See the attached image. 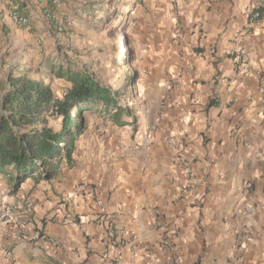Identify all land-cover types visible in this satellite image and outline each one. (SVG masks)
<instances>
[{
  "label": "crops",
  "instance_id": "1",
  "mask_svg": "<svg viewBox=\"0 0 264 264\" xmlns=\"http://www.w3.org/2000/svg\"><path fill=\"white\" fill-rule=\"evenodd\" d=\"M256 1L178 0L187 39L147 54L137 106L112 116L103 137L94 133L78 145L74 175L31 177L14 190V174L0 171V216L10 203L35 202L25 229L0 221V264H102L107 245L115 264H264V8L250 23ZM34 4L31 15L47 11L44 2ZM0 13L18 32L6 0ZM186 63L191 76L170 88ZM186 164L200 182L198 200L176 202L171 181ZM94 182L116 229L132 241L116 243L87 194L64 202ZM174 223L178 262L158 246ZM244 228L251 238L240 249ZM7 239L14 240L15 262L2 247ZM144 244L153 245V256Z\"/></svg>",
  "mask_w": 264,
  "mask_h": 264
},
{
  "label": "rangeland",
  "instance_id": "2",
  "mask_svg": "<svg viewBox=\"0 0 264 264\" xmlns=\"http://www.w3.org/2000/svg\"><path fill=\"white\" fill-rule=\"evenodd\" d=\"M29 2L36 9V0ZM177 2L60 0L51 16L28 12L31 24L19 27L18 32L0 13V97L10 75H25L49 84L61 96L70 83L56 76L53 68L68 64L73 68L90 66L104 85L122 90L116 96L117 106L111 111L86 112L87 127L76 140L74 163L70 166L64 162L59 170L63 176L76 173L80 143L94 133L103 137L117 108L125 111L137 106V97L142 92L141 78L147 74L144 73L147 54L158 52L160 45L169 46L175 25L181 22ZM108 10L107 20L98 21ZM22 38V45L16 47L15 43ZM50 125L58 129L61 120L51 119Z\"/></svg>",
  "mask_w": 264,
  "mask_h": 264
},
{
  "label": "trees",
  "instance_id": "3",
  "mask_svg": "<svg viewBox=\"0 0 264 264\" xmlns=\"http://www.w3.org/2000/svg\"><path fill=\"white\" fill-rule=\"evenodd\" d=\"M54 10L47 8L44 13L51 16ZM109 12L98 21L105 22ZM53 73L70 83L61 96L49 84L25 75H10L3 87L0 171L14 174V190L31 177L52 179L64 162L72 166L76 140L87 127L86 112L111 111L117 106L116 96L122 92L104 85L90 66L60 65L53 68ZM209 104L213 105L214 100ZM120 111L117 108L113 118H118ZM51 119H60L61 126L57 129L50 125Z\"/></svg>",
  "mask_w": 264,
  "mask_h": 264
},
{
  "label": "built area",
  "instance_id": "4",
  "mask_svg": "<svg viewBox=\"0 0 264 264\" xmlns=\"http://www.w3.org/2000/svg\"><path fill=\"white\" fill-rule=\"evenodd\" d=\"M8 5H10V18L18 27H27L31 24V17L28 14L30 10V0H6ZM44 2V7L47 8H56L60 5V0H40ZM264 8V1L257 0L252 10L249 14L250 23L256 22L262 18ZM61 29V27L59 28ZM172 39L177 44L184 42L187 39L186 27L182 22H178L175 25V28L172 33ZM239 60H241L242 64L247 65L248 56L244 53L239 55ZM194 67L190 63H186L178 74H174L172 77L169 87L173 88L174 84L178 83L184 77H190L192 74ZM261 91L264 93V86L261 88ZM131 102H129V105ZM262 115L264 116V106L261 110ZM113 155V152H112ZM199 180L197 179L196 171L190 164H186L182 170V172L176 175L171 181V189L174 191V201L182 202V201H196L198 200V188H199ZM253 187L251 182H247L245 184V190H250ZM83 194L88 195L91 199L94 200L95 206L98 210V219L105 222L108 226V229L112 232L111 236L115 237V241L117 244H126L128 238L131 239L124 230L120 231L116 229L112 216L106 211L105 204V195L103 190L101 189L99 182H94L91 184L83 183L80 184L76 190L71 191L65 197V203L69 202L74 196ZM18 212V213H16ZM35 214V202L32 198H26L22 203L21 207L17 208L15 204H8L5 207V210L1 213L0 221L7 226L10 223H19V227L21 229H25V224L34 217ZM251 238L250 231L247 228L242 230H238V239L236 245L238 248L243 249L247 246V241ZM180 233L179 229L174 223L173 227L166 230L161 240L158 244L159 249L164 253H170L173 255L174 261L178 262L179 260V247H180ZM133 243V242H131ZM7 254L12 258L15 262L16 257L13 253L14 251V240L7 239L5 243L2 245ZM133 245L131 246L133 250ZM143 248L146 251H149V255H154V247L153 245L144 244ZM102 264H115V261L110 257V248L107 245L102 253Z\"/></svg>",
  "mask_w": 264,
  "mask_h": 264
}]
</instances>
